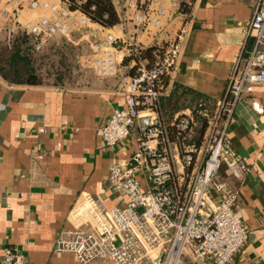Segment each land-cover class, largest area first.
I'll list each match as a JSON object with an SVG mask.
<instances>
[{
  "label": "crops",
  "instance_id": "obj_1",
  "mask_svg": "<svg viewBox=\"0 0 264 264\" xmlns=\"http://www.w3.org/2000/svg\"><path fill=\"white\" fill-rule=\"evenodd\" d=\"M114 1L120 22L105 27L91 21L85 38L96 41L112 33L133 41L136 28L142 27L141 50L156 49L186 23L179 65L166 77L161 97L162 114L169 120L202 99L223 97L237 58L248 55L254 45L245 28L258 0H185L188 12L180 8L181 0ZM30 2L1 0L0 30L42 15L60 18L31 9ZM140 15L144 23H139ZM81 16L74 10L64 20L69 34L83 28ZM95 57L92 50L90 67ZM130 60L124 63L128 68ZM118 83L119 77H97L86 88H63L10 84L0 76V264L9 246L17 247L31 264H81L73 254L55 251V243L73 225L71 212L83 193L100 197L108 206L118 203L107 185L109 167L135 150L133 139L105 148L96 134V127L124 105ZM182 89L191 93L182 94ZM228 132L235 153L249 167L233 173L228 159L221 170L237 191L235 210L249 229L233 264H264V86H255L237 103ZM141 182L147 185L145 179ZM183 259L184 264H213L187 255Z\"/></svg>",
  "mask_w": 264,
  "mask_h": 264
},
{
  "label": "built area",
  "instance_id": "obj_2",
  "mask_svg": "<svg viewBox=\"0 0 264 264\" xmlns=\"http://www.w3.org/2000/svg\"><path fill=\"white\" fill-rule=\"evenodd\" d=\"M30 7L60 18L42 15L15 22L11 29L20 27L43 41L69 34L64 20L74 10L65 0H31ZM138 21L144 23L141 15ZM90 22L82 12L80 25ZM141 29L136 28L133 41L109 33L92 44L95 74L119 77L118 89L125 98L123 107L96 127V134L109 149L126 139L135 141L134 152L109 167L107 185L118 203L108 206L100 197L83 193L71 212L73 225L56 241L55 251L71 253L81 264H184L185 255L233 264L249 229L235 210L237 191L221 170L228 159L233 173L249 169L235 153L228 131L237 103L255 86H264V0H258L245 28L254 37L253 48L237 58L225 95L202 99L170 120L162 114L161 97L166 77L179 65L186 23L174 39L154 50L152 61L137 57ZM127 58L131 67L120 73ZM2 264L31 263L9 246Z\"/></svg>",
  "mask_w": 264,
  "mask_h": 264
},
{
  "label": "trees",
  "instance_id": "obj_3",
  "mask_svg": "<svg viewBox=\"0 0 264 264\" xmlns=\"http://www.w3.org/2000/svg\"><path fill=\"white\" fill-rule=\"evenodd\" d=\"M71 10H80L86 14L91 21L99 23L105 27H112L120 22V15L114 0H65ZM180 8L184 12L189 11L185 0H181ZM32 34L20 27L14 29L6 28L4 36L0 37V43L6 45L8 56L5 60H0V76L10 84L26 85H45L50 84L42 80L43 73L40 75L32 57V47L30 41ZM4 40V41H1ZM66 40V41H65ZM69 39L63 40V47H66ZM155 46H150L139 51L137 57H147L149 61L153 60V51ZM127 60V59H126ZM125 60V62H126ZM62 72L56 69L50 77L56 78L55 86L65 85ZM60 76V77H58ZM89 81V86L92 85ZM178 90V89H175ZM182 94L191 93L189 90L182 89Z\"/></svg>",
  "mask_w": 264,
  "mask_h": 264
},
{
  "label": "rangeland",
  "instance_id": "obj_4",
  "mask_svg": "<svg viewBox=\"0 0 264 264\" xmlns=\"http://www.w3.org/2000/svg\"><path fill=\"white\" fill-rule=\"evenodd\" d=\"M6 28H9L8 24L3 30H0V37L5 35ZM87 30H89V27H83L80 32L74 30L67 36H53L45 41L32 36L30 41L32 57L40 75L43 73L42 80L50 83L45 85L53 86L52 83L56 82V78L50 77L56 69L62 72L60 76L63 77L65 85L59 87L63 88H86L89 87V81L91 83V81L97 79L98 76L89 65V54L92 51L94 40L89 39V37L85 38L86 33L84 31ZM64 39H69V42H72L63 47ZM38 45H41V47H38ZM7 56L6 45L1 42L0 60H5ZM128 67V63L123 65L121 67L122 72L128 70Z\"/></svg>",
  "mask_w": 264,
  "mask_h": 264
}]
</instances>
